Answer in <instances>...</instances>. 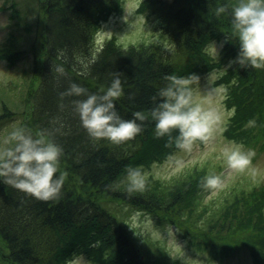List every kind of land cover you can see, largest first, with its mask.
Instances as JSON below:
<instances>
[{
	"label": "trees",
	"instance_id": "16d2710c",
	"mask_svg": "<svg viewBox=\"0 0 264 264\" xmlns=\"http://www.w3.org/2000/svg\"><path fill=\"white\" fill-rule=\"evenodd\" d=\"M35 2L37 12L42 4L45 13L41 60L30 68L20 111L1 101L0 129L21 119L19 126L45 130L63 148L60 170L67 175L52 200L0 182V264H71L80 255L92 264H184L158 241L157 248L145 244L119 216L125 208L148 214L158 226H176L210 260L224 262L248 250L253 264H264V183L230 181L209 196L204 178L225 165L208 160L171 180L149 174L146 189L129 194L122 182L128 168L150 170L178 150L174 143L169 146L167 136L157 138L150 119L124 144L93 141L74 111L73 101L79 98L60 95L72 81L99 92L119 72L124 95L116 108L124 119H132L135 111L150 113L168 75L194 73L203 80L215 70L223 73L215 83L226 89L224 104L232 110L225 138L244 145L264 140V68L235 62L239 44L230 10L238 0H141L140 11L154 20L153 33L129 44L111 37L100 45L96 33L121 10L122 0ZM220 5L228 10L217 15ZM11 7L14 14L20 11L14 2ZM214 42L221 44L219 56L211 51ZM23 53L5 46L0 58L14 65ZM93 55L96 63L89 74H79L76 57ZM60 65L65 75L55 71Z\"/></svg>",
	"mask_w": 264,
	"mask_h": 264
},
{
	"label": "clouds",
	"instance_id": "9594fccd",
	"mask_svg": "<svg viewBox=\"0 0 264 264\" xmlns=\"http://www.w3.org/2000/svg\"><path fill=\"white\" fill-rule=\"evenodd\" d=\"M227 10V5H220L216 12L220 15ZM230 16L232 35L239 44L235 62L242 67L264 68V0H238L231 8ZM212 51L219 56L215 42ZM76 60L79 74L85 76L96 63L94 55L91 58L77 56ZM55 71L66 74L62 65L56 66ZM112 75L111 83L99 92H90L82 84L72 81L66 91L60 93L62 98H79L73 101L74 111L93 141L124 144L135 139L143 131L144 122L150 119L154 122L155 136H167L168 145L174 143L179 150L169 154L166 161L179 169L185 163L180 152L191 153L199 143L208 145L215 138L224 119L220 102L225 98L226 89L215 83L222 72H210L206 88L201 87V77L197 74L168 75L167 83L153 97L157 102L150 113L135 111L132 119H124L117 111L116 101L124 95V87L120 73ZM174 131L175 136L172 135ZM220 151L226 170L204 178L202 187L209 196L227 186L232 171H250L253 176L257 172L252 167L254 149H245L243 144L230 141ZM62 153V146L45 130L34 132L25 125L14 127L0 142V182L41 200L56 199L67 175L60 170ZM156 166L154 163L153 168ZM122 182L127 184L129 194L142 192L148 185L149 173L143 166L129 167ZM71 264H87V261L80 256Z\"/></svg>",
	"mask_w": 264,
	"mask_h": 264
},
{
	"label": "rangeland",
	"instance_id": "374dc122",
	"mask_svg": "<svg viewBox=\"0 0 264 264\" xmlns=\"http://www.w3.org/2000/svg\"><path fill=\"white\" fill-rule=\"evenodd\" d=\"M122 1L121 10L112 13L96 33L97 44H103L111 37H116L121 42L129 44L143 37H149L153 33L154 20L152 16L140 11L141 0ZM13 2L20 10L16 14L13 13L11 7ZM41 5L37 12L35 0H0V51L5 46L12 45L15 49L24 52L14 65H9L6 60L0 58V112L2 108L1 101L4 100L7 101L8 107L12 110L15 109V113L20 111V100L23 91L26 90L30 68L35 61L41 60L39 56L40 40L42 39L41 20L45 15L44 7ZM37 13L40 20L38 17L35 18ZM215 44L219 50L221 44ZM212 45L210 46L211 51ZM215 73L218 74V72ZM201 87H208L207 78L201 80ZM220 108L224 113V119L215 133V138L208 145L199 143V146L194 148L191 153L180 152L179 154L185 161L182 168L176 169L168 165L166 159L162 162H156L157 166L150 170L147 169V172L161 179L171 180L196 163H204L210 160L225 165L220 150L225 143L232 141L227 140L223 133L224 124L231 115L232 110L225 107L224 99L220 102ZM19 124H21V119L5 124L0 129V142L3 141V138L12 128L19 126ZM244 147L245 149L255 150L252 167L257 169L256 175L253 176L250 171H232L227 179V185L230 181L231 183L239 181L241 184H248L249 182L253 184L264 183V140L251 145H244ZM225 170L224 166L221 172ZM110 205L112 207L114 204L110 202ZM132 210L125 208V211L120 213L119 216L134 227L138 237L144 239L145 244L152 245V248H157L158 241V243L165 246L171 255L179 258L184 264H253V258L248 250H242L234 258L224 262L210 260L207 252L198 251L187 240L183 239L180 230L176 226H158L148 214ZM84 258L86 259V257ZM86 261L87 264H92L89 260L86 259Z\"/></svg>",
	"mask_w": 264,
	"mask_h": 264
}]
</instances>
